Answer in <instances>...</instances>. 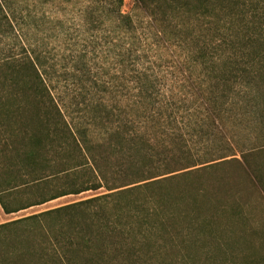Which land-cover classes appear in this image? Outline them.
<instances>
[{"label": "trees", "instance_id": "16d2710c", "mask_svg": "<svg viewBox=\"0 0 264 264\" xmlns=\"http://www.w3.org/2000/svg\"><path fill=\"white\" fill-rule=\"evenodd\" d=\"M95 1L112 2L117 11L122 3ZM138 1L163 37L188 44L196 60L205 61L211 47L240 54V67L233 59L227 66L232 72L237 68L245 87L255 85L262 126L255 137L264 143V0ZM36 65L27 54L0 63L1 209L13 214L62 196L101 188L105 192L0 223V264H264V255L254 247L237 248L245 230L223 222L225 215L248 218L239 201L240 206L232 200L235 205L225 210L226 199L235 194L211 197L202 181L171 187L175 178L189 177L194 169L229 162L224 159L229 155L194 162L189 149L178 148L179 154L171 149L165 165L178 155L185 162L162 171L150 160V150L136 149L110 163L88 145L64 144L61 134L68 125ZM200 94L215 123L220 107L216 98ZM250 150L251 178L264 187V163H258L264 148L252 144ZM242 175L248 177L246 171ZM207 202L214 213L205 211Z\"/></svg>", "mask_w": 264, "mask_h": 264}, {"label": "rangeland", "instance_id": "374dc122", "mask_svg": "<svg viewBox=\"0 0 264 264\" xmlns=\"http://www.w3.org/2000/svg\"><path fill=\"white\" fill-rule=\"evenodd\" d=\"M0 5V63L24 54L36 60L68 125L61 134L64 144L88 145L95 156H106L100 159L110 163L136 149L150 150V160L162 171L185 162L178 155L165 165L171 149H189L194 162L229 155L224 158L229 162L194 169L189 177L175 178L171 187L178 190L202 181L211 197L235 194L226 199L225 210L235 205L232 200L239 201L248 218L225 215L223 222L245 230L237 248L254 247L256 254L264 255V187L256 179L254 184L248 168L255 129L262 126L254 83L245 87L237 68L232 72L227 66L233 59L240 67L239 53L211 47L205 61L196 60L188 44L163 37L138 0H122L118 11L112 2L95 0H0ZM229 85L233 90H222ZM200 92L215 97L220 106L215 123L201 104ZM243 171L247 178L241 176ZM102 192L103 188L62 196L10 215L0 209V222ZM204 208L214 213L210 202Z\"/></svg>", "mask_w": 264, "mask_h": 264}, {"label": "crops", "instance_id": "0c3cea01", "mask_svg": "<svg viewBox=\"0 0 264 264\" xmlns=\"http://www.w3.org/2000/svg\"><path fill=\"white\" fill-rule=\"evenodd\" d=\"M253 146L255 147V149H257V148H264V143H260V141L258 140V138L257 137H255V144H253ZM264 163V158H262L258 163L260 164V163ZM255 164V163H254ZM254 176H255V178H256V174H255V172H254ZM0 209H1V207H0ZM1 211H2V213H4L3 212V210L1 209ZM5 214V213H4ZM14 214V213H13ZM5 215H10V214H5ZM0 223H2V222H0Z\"/></svg>", "mask_w": 264, "mask_h": 264}]
</instances>
